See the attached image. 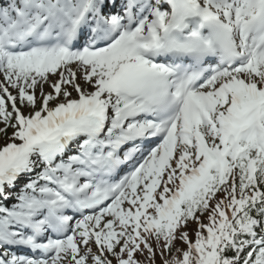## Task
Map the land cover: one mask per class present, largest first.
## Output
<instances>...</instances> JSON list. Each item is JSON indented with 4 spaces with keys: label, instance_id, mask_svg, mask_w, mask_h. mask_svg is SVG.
I'll use <instances>...</instances> for the list:
<instances>
[{
    "label": "snow or ice",
    "instance_id": "snow-or-ice-1",
    "mask_svg": "<svg viewBox=\"0 0 264 264\" xmlns=\"http://www.w3.org/2000/svg\"><path fill=\"white\" fill-rule=\"evenodd\" d=\"M0 264H264V0H0Z\"/></svg>",
    "mask_w": 264,
    "mask_h": 264
},
{
    "label": "rangeland",
    "instance_id": "rangeland-1",
    "mask_svg": "<svg viewBox=\"0 0 264 264\" xmlns=\"http://www.w3.org/2000/svg\"><path fill=\"white\" fill-rule=\"evenodd\" d=\"M1 143V142H0Z\"/></svg>",
    "mask_w": 264,
    "mask_h": 264
}]
</instances>
